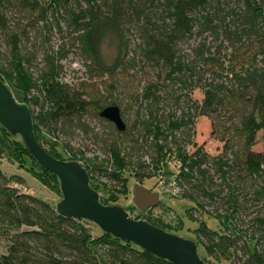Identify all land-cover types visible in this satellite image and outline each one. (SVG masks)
<instances>
[{
	"label": "trees",
	"instance_id": "obj_1",
	"mask_svg": "<svg viewBox=\"0 0 264 264\" xmlns=\"http://www.w3.org/2000/svg\"><path fill=\"white\" fill-rule=\"evenodd\" d=\"M55 34L63 40L57 50L49 47ZM72 53L86 76L78 85L63 75L61 62ZM142 71L147 77L139 79ZM0 79L29 107L43 147L44 134H71L88 109L106 120L100 112L117 106L123 119L124 107L132 106V128L124 119V130L115 127L104 165L89 168L83 154L63 157L56 138L48 153L79 161L91 186L94 169L123 189L126 169L152 177L175 159L177 172L165 178H174L178 195L218 222L217 229L204 222L195 229L207 255L264 264V0H0ZM91 83L107 98L86 92ZM198 89L202 98H192ZM129 91L130 102L120 98ZM200 116L222 142L219 154L187 151ZM259 132L263 148L254 150ZM122 138L132 141L129 150ZM137 151L141 155H133ZM2 157L59 193L58 178L0 125ZM20 180L0 167V226L16 229L0 264H172L92 221L59 215L12 185ZM109 197L101 203L108 205ZM146 221L174 233L158 220Z\"/></svg>",
	"mask_w": 264,
	"mask_h": 264
},
{
	"label": "rangeland",
	"instance_id": "obj_2",
	"mask_svg": "<svg viewBox=\"0 0 264 264\" xmlns=\"http://www.w3.org/2000/svg\"><path fill=\"white\" fill-rule=\"evenodd\" d=\"M62 42L63 40L55 34L51 37L49 47L52 46V49L57 50ZM106 43L107 44H105L104 47L108 54V58L110 59L113 51L108 41ZM2 48L4 49V46ZM61 63L63 66V75L67 82L73 85H78L84 81L86 77L84 74V67L80 61L77 60V57L73 55V53ZM138 77L139 79L147 77V72L142 71L141 74L138 73ZM142 81L143 80H141V83L138 86H135L139 87V89L142 88L144 83ZM86 92L90 95L96 93V96L99 92L101 98H107L108 96L103 87L96 88L95 86H92V83L86 87ZM129 94L130 91L128 92V96L126 93H122L124 97L121 96L120 98L126 99L127 102H130ZM115 95L117 94H114V96ZM192 96L194 99H201L202 93L198 89L193 92ZM31 108L33 107L31 106ZM123 119L127 122V125L131 126L134 119V109L132 106L130 107L127 105V107H124ZM81 123L82 124H76L77 126L71 134L68 130L58 132V134H56L57 137L52 134H44L46 137L41 138L40 141L44 144V147L47 148L46 150H49V148H51V144L54 143V138H56L59 143L56 146L57 152H60L63 157H70L71 153H76L77 156L83 154V156H81L82 162L88 165L89 168L98 164L104 165L106 161L105 151L108 147L106 142H111L116 136L114 132V124L108 120H101L95 117L93 109H88L85 112ZM83 127H86V131L83 130ZM131 132L134 133L135 131L132 129L131 131H128L130 134ZM129 139L130 138H122L120 142H122V145L127 148L132 145V141H129ZM261 139L262 132H259L258 141L253 146L254 150H262L263 143ZM192 140L194 145L191 143L187 146V151L190 152L195 151L198 147H201L203 151L210 153V155H216L219 154L222 148V142L211 136L210 120L205 116H200L196 119ZM133 155L139 156L141 155V152H133ZM147 161L150 160L148 159ZM28 162L31 163L30 160H28ZM0 167L8 177L17 176L21 179L18 183L12 182V185L16 186L22 192H30V194L40 197L53 206H55L62 198L60 189L58 193L56 188L52 189L45 186L35 176L28 172L26 168L18 167L15 163L10 162L6 157H2L0 159ZM178 167L179 162L175 159L169 158L167 165L164 166V168H161L162 174L158 173L152 177L135 176L134 171L126 169L123 172V175L127 177L125 189H123V185L121 186L120 183L110 181L106 177L98 174L96 170L89 169V171L90 175L93 176L91 178L93 181L92 186L98 192L99 199L105 200L109 197V195L117 193V196H113L116 197L114 200H111L109 197V200H107L108 205H117L122 207L129 214V216L135 220H158L163 224V226H165V228L174 230V234L192 239L195 242L197 241L198 252H200L202 256L201 258L204 260L205 264H242V256H239L237 261L234 257L231 259L221 255L217 257L214 255H207V253L203 250L201 243L198 242V239L196 238L195 229L198 227L200 222H204L211 229H217L218 222L212 215L197 208L194 202L186 200L180 195L174 196L172 194L169 187H167L169 180L166 179V175L170 174H166V172L176 173ZM161 180H164V183H161ZM136 184L143 186L153 193L157 192L159 194L160 201L147 211L141 212L133 203V191ZM244 217L246 218L247 216L245 215ZM25 228L26 227H22L21 229ZM14 231H16V229L0 226V254L6 253L8 244L7 236ZM93 232L95 234H99L100 229L98 227H93ZM238 255H241V253Z\"/></svg>",
	"mask_w": 264,
	"mask_h": 264
},
{
	"label": "water",
	"instance_id": "obj_3",
	"mask_svg": "<svg viewBox=\"0 0 264 264\" xmlns=\"http://www.w3.org/2000/svg\"><path fill=\"white\" fill-rule=\"evenodd\" d=\"M100 115L122 131L125 123L117 106L105 107ZM0 125L11 135H18L30 155L45 170L59 180L62 198L55 210L66 218L85 219L95 223L103 232L137 245L172 264H204L197 243L156 227L146 220H135L120 206L104 205L98 192L90 185L89 174L76 160L53 157L39 144L34 131L29 107L18 102L8 85L0 79ZM141 205V202L145 204ZM159 202V194L136 184L133 203L140 211H147Z\"/></svg>",
	"mask_w": 264,
	"mask_h": 264
},
{
	"label": "built area",
	"instance_id": "obj_4",
	"mask_svg": "<svg viewBox=\"0 0 264 264\" xmlns=\"http://www.w3.org/2000/svg\"><path fill=\"white\" fill-rule=\"evenodd\" d=\"M161 183H164V180H161ZM167 187H169L173 195L179 194L180 188L178 187V184L174 180V178L169 180V182L167 183Z\"/></svg>",
	"mask_w": 264,
	"mask_h": 264
},
{
	"label": "flooded vegetation",
	"instance_id": "obj_5",
	"mask_svg": "<svg viewBox=\"0 0 264 264\" xmlns=\"http://www.w3.org/2000/svg\"><path fill=\"white\" fill-rule=\"evenodd\" d=\"M147 203H148V202H146V201H145V204H143V203L141 202V205L145 206ZM136 207L139 209L138 206H136ZM149 208H151V207H148L147 209H149ZM139 210H140V209H139Z\"/></svg>",
	"mask_w": 264,
	"mask_h": 264
}]
</instances>
